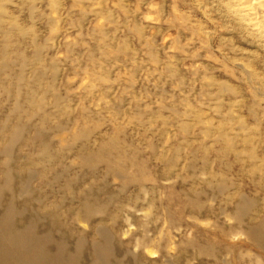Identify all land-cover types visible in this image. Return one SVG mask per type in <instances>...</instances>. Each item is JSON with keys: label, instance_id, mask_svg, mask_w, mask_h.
Instances as JSON below:
<instances>
[{"label": "rangeland", "instance_id": "obj_1", "mask_svg": "<svg viewBox=\"0 0 264 264\" xmlns=\"http://www.w3.org/2000/svg\"><path fill=\"white\" fill-rule=\"evenodd\" d=\"M9 215L81 264H264V42L219 0H0Z\"/></svg>", "mask_w": 264, "mask_h": 264}, {"label": "bare ground", "instance_id": "obj_2", "mask_svg": "<svg viewBox=\"0 0 264 264\" xmlns=\"http://www.w3.org/2000/svg\"><path fill=\"white\" fill-rule=\"evenodd\" d=\"M219 4L248 35L255 37L257 42H264V7L261 6L264 0L255 3L251 0H219ZM48 240L47 235L37 236L26 228L16 230L9 215L0 223V264H81L78 257L71 256L61 246L50 252L46 248ZM122 263L93 244L89 264Z\"/></svg>", "mask_w": 264, "mask_h": 264}, {"label": "clouds", "instance_id": "obj_3", "mask_svg": "<svg viewBox=\"0 0 264 264\" xmlns=\"http://www.w3.org/2000/svg\"><path fill=\"white\" fill-rule=\"evenodd\" d=\"M221 2H225V0H221ZM232 2H238V0H232ZM252 3H255L256 0H251ZM262 7H264V4L261 5Z\"/></svg>", "mask_w": 264, "mask_h": 264}]
</instances>
